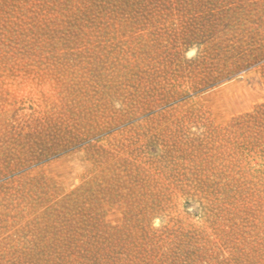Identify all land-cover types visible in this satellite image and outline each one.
Wrapping results in <instances>:
<instances>
[{"label": "rangeland", "instance_id": "rangeland-1", "mask_svg": "<svg viewBox=\"0 0 264 264\" xmlns=\"http://www.w3.org/2000/svg\"><path fill=\"white\" fill-rule=\"evenodd\" d=\"M0 264H264V0H0Z\"/></svg>", "mask_w": 264, "mask_h": 264}]
</instances>
